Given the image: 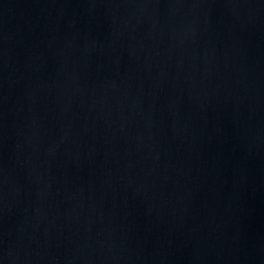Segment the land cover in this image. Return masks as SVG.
<instances>
[{"label": "water", "instance_id": "obj_1", "mask_svg": "<svg viewBox=\"0 0 264 264\" xmlns=\"http://www.w3.org/2000/svg\"><path fill=\"white\" fill-rule=\"evenodd\" d=\"M0 264H264V0H0Z\"/></svg>", "mask_w": 264, "mask_h": 264}]
</instances>
